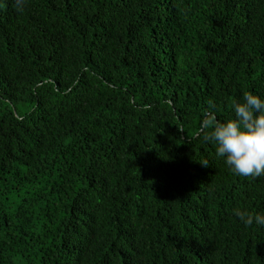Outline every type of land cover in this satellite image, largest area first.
I'll use <instances>...</instances> for the list:
<instances>
[{
	"label": "trees",
	"instance_id": "1",
	"mask_svg": "<svg viewBox=\"0 0 264 264\" xmlns=\"http://www.w3.org/2000/svg\"><path fill=\"white\" fill-rule=\"evenodd\" d=\"M245 92L264 0H0V264H264L200 133Z\"/></svg>",
	"mask_w": 264,
	"mask_h": 264
},
{
	"label": "clouds",
	"instance_id": "2",
	"mask_svg": "<svg viewBox=\"0 0 264 264\" xmlns=\"http://www.w3.org/2000/svg\"><path fill=\"white\" fill-rule=\"evenodd\" d=\"M24 0H16L22 7ZM233 118L224 122L205 113L200 123L202 141L211 143L215 156L239 177L264 176V98L245 92L232 105ZM207 166V161L200 162ZM234 216L245 226L264 227V213L233 209Z\"/></svg>",
	"mask_w": 264,
	"mask_h": 264
}]
</instances>
